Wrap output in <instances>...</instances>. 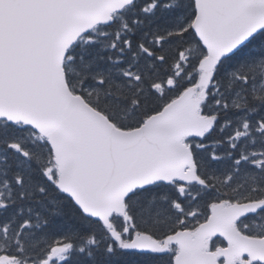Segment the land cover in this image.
I'll return each instance as SVG.
<instances>
[{"label":"snow or ice","instance_id":"obj_1","mask_svg":"<svg viewBox=\"0 0 264 264\" xmlns=\"http://www.w3.org/2000/svg\"><path fill=\"white\" fill-rule=\"evenodd\" d=\"M0 264H264V0H0Z\"/></svg>","mask_w":264,"mask_h":264}]
</instances>
